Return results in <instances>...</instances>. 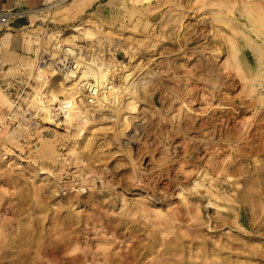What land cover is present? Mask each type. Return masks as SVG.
Listing matches in <instances>:
<instances>
[{"label":"rangeland","instance_id":"rangeland-1","mask_svg":"<svg viewBox=\"0 0 264 264\" xmlns=\"http://www.w3.org/2000/svg\"><path fill=\"white\" fill-rule=\"evenodd\" d=\"M172 1L141 4L142 19L112 0H57L32 17L47 24L28 30L41 44L74 29L87 52L92 38L110 41L113 104L88 111L82 135L64 118L32 134L8 129L2 112L31 107L43 85L46 45L34 44L32 67L31 52L9 64V75L32 81L14 105L0 89V151L16 158L0 156V264H264V136L242 141L264 115L239 103L248 97L232 59L259 68L264 0ZM59 74L50 86L63 85ZM116 107L136 123L118 140Z\"/></svg>","mask_w":264,"mask_h":264},{"label":"bare ground","instance_id":"bare-ground-1","mask_svg":"<svg viewBox=\"0 0 264 264\" xmlns=\"http://www.w3.org/2000/svg\"><path fill=\"white\" fill-rule=\"evenodd\" d=\"M80 1L84 2L85 0H80ZM87 1H89V4L87 6H90L92 4V0H87ZM117 1H119V5L115 4ZM184 1H186V0H184ZM191 1H194V0H188V2H191ZM112 2L113 3H111V4H113L115 7L118 6L120 12L123 13V14H121V15H123V17L124 16H129V18L132 19V18L138 16L140 19H142L143 15L141 14V12L139 10V6H141V4H151L152 0H143V2H141L140 0H114V1L112 0ZM182 2L183 1H181L180 3H182ZM157 3H160V4H171V5L174 4V2L172 0H157ZM82 4L80 6H82ZM84 6L85 5L83 4L82 7H84ZM89 20L92 21V22L94 21V19H88L87 21H89ZM193 21H194V19H193ZM254 21L257 22V20H254ZM197 22H201V21H197ZM147 23H148V21H147ZM252 24H253V22H252ZM259 24L264 26V21H261ZM255 26H257V25H255ZM259 28H262V27H259ZM78 31H79V28H78ZM238 31H239V29H238ZM242 33H244V31H242ZM24 35H25V40H26L27 51L32 53V56L31 57L29 56V58L31 60L28 61L27 63H25V65L27 67H29V66L32 67V61L36 60V56L38 57L39 49L38 48H34V44H37V46H38V44H40V45L44 46V48H45V45H46V49H45V51H43L44 53L42 55V58H41V61H40V66L38 68L39 70H37L36 75H35V79H36L37 84L43 83V85H42V87H40L39 90L36 89L34 99L31 101L32 102L31 107L34 108L37 111H41V113H44V117H42L41 123L49 124V123L55 122L56 120H59V118H64V120H65L64 123H66V122L75 123V126H76L75 129L77 130L76 132H78L79 135H82L84 127L88 123V116H89L88 111L89 112L94 111L97 108V106H98L97 105L95 109H90V110H87V111L85 110V112L83 111L84 105H85V100H84V96H83L82 91L85 90V93H86V85H87V83H90V81H93V86L96 89L95 91H96V94H97V100L99 102H102L103 104H107V105H112L113 104V101H111V99H112L111 97H110L111 99H107L106 98V95L109 96L110 93L107 94L108 92L105 91V89H107V87H108L107 85H109V84H107L108 81L106 82V77H108L109 71L112 68H114L113 66H115L114 63H113V60H114V58H112L113 56L111 57L108 54V52L110 51V48H109L110 41H106V43H104V42H100V41L96 40V38H92L93 41L90 40V41L87 42L88 44H90L89 46H90L91 49H89L88 52H85L86 53L85 54V53H80L78 51L76 52V48H78V47L83 48L84 47L82 45H75L80 40V35L77 33V29L72 30V33L67 35V36H63V35H61L59 33H55V32L53 33L52 32V33L48 34V38L45 40V44L44 43L41 44L42 41H40L39 36L38 35H33V32H27ZM245 35H247L246 37L249 40V43L252 45L253 41H251V40H253V39L250 37L249 34H245ZM253 35H255V34L253 33ZM257 36L258 35H256V37ZM261 39H262V41H261L262 43H260V44L256 43V45H255V42H253L254 45H252V47L254 48V50H255V52L258 55L259 60H260V64L258 65L259 68L256 69L254 72H251V70H249L247 72L246 69L244 68L243 63L240 60H238L237 58H234V57L232 58L233 61L237 64L238 73L240 75H242V76L238 75L239 78L237 77L238 79H240L239 81H241V83H242L241 84V86H242V88H241L242 90L241 91L246 93V96L248 97L247 99L246 98L245 99L242 98L243 102L238 99L240 101L239 103H244V104H247L248 106L254 107L255 109H253V110H255V114L256 115H257L258 112H260L262 115H264V109H263V106H264V92L261 93V92H259V89H258L259 88L258 85H261V88L262 87L264 88V33H263V36H261ZM231 44H232L231 46L234 47V49H235L236 45L232 41H231ZM65 46H67V47L65 48ZM87 48H89V47H87ZM83 49H85V48H83ZM236 52L238 53V52H240V50L239 51L237 50ZM68 53H72V54L76 55L77 65L75 67H73V68H68L66 70H61V66L59 64L67 60L66 59L67 58L66 55ZM84 54H85V56H81V55H84ZM111 55H112V53H111ZM257 55H255V56H257ZM189 56H190V54H189ZM87 57L89 58V61H87ZM9 67L10 66H6V68L3 70L2 77L9 81L10 85L12 86V90L9 93H5V92L4 93L11 99V101L13 102V105H14L17 102L18 98L23 94L24 89L28 86V84L32 80L31 79L30 80L26 79L24 76L19 75V74L9 75V69H10ZM40 69H44V70H40ZM45 69L46 70L50 69V75L46 74L47 71L45 72ZM59 71L61 73H63L62 80L64 82L63 83L64 86L60 85V84H56L54 86H50L51 85V84H49L50 80H48V79H50V77H54L55 78V76L60 75ZM113 72H114V69H113ZM146 76H148V74ZM151 81L152 80H149V82H151ZM236 82H237V79H236ZM82 84H86L84 86L85 88H83V89L81 88ZM116 86H117V84H116ZM63 89H65V90H63ZM60 93H65V96L64 97H60L59 96ZM143 93H145V92L143 91ZM242 96L244 97V95H242ZM238 97H239V95H238ZM78 98H80V103L77 100ZM120 101H122V100H120ZM119 102H118V104H119ZM220 102H221V100H220ZM6 103H8V102H6ZM234 103H236L235 100H234ZM57 104L59 105L58 107L55 106ZM148 105H149V103H148ZM116 106H117V104H116ZM118 107H119V105H118ZM118 107L115 108V110L117 111L116 116L119 119V122H122V124L118 126V132L116 131L117 132V135H116L117 139L116 140L121 138V134H127L128 133L130 135L129 132L131 131V129L133 127L132 125L136 124V123H133L130 126L131 122H129L128 119L127 120L125 118L123 119V116L119 112ZM242 107H243V105H242ZM246 109H247V107H246ZM241 110L242 109H240L239 111H241ZM253 110H251V111H253ZM252 115H254V113ZM256 115L253 116V117H256ZM104 118H105V116H104ZM137 119H138V117L136 119H134V120H137ZM251 125H252V123H251ZM115 126L117 127V125H115ZM263 127H264V122H263L262 118H260V119L257 118L255 120V122L253 121V126H251V128H248V130H246L247 128L244 127V128H246L245 129L246 131L245 130H244L245 132L243 131L244 133H243V136H242V141L244 143H247V144L250 143V142H255V136L256 135L261 134V135L264 136V131L262 130ZM136 128H137V126H136ZM16 132L17 131L14 130L10 135L8 134L9 136H7V137H8L9 141L12 142V140H14L13 138H15V134H17ZM18 134H19V132H18ZM234 137H235V135H234ZM261 139H262V137H261ZM113 140H115V138ZM233 141L235 143V141H237V139H235ZM127 142H124V140H122V142H121L122 148L123 147L126 148L128 146ZM230 142H231V140H230ZM16 143H18V140H17ZM256 143H257V141H256ZM251 149H253V148H250V150ZM14 155L15 154H13L12 152H10L8 150H1L0 151V156L3 158V160H8V161L11 162V161L16 159ZM212 195H214V193H212ZM106 256H107V254H106ZM107 257H110V256L108 255ZM122 258H120V259H122ZM103 264H104V262H103ZM120 264H122V263H120ZM210 264H212V263L210 262Z\"/></svg>","mask_w":264,"mask_h":264},{"label":"built area","instance_id":"built-area-1","mask_svg":"<svg viewBox=\"0 0 264 264\" xmlns=\"http://www.w3.org/2000/svg\"><path fill=\"white\" fill-rule=\"evenodd\" d=\"M23 13L22 10L18 9H2L0 10V40H2L1 33L7 29V26L9 22L20 16ZM67 46H65L66 48ZM80 53H85L87 50L83 48H76V52ZM86 54V53H85ZM81 55V56H85ZM88 55V54H87ZM67 60L60 63L59 65L61 66V70H66L68 68H73L77 65L76 61V55L72 53H68L67 55ZM38 60V59H37ZM39 62V61H38ZM6 64L2 61L1 57V48H0V89L3 92H10L12 90V86H10V83L8 80L4 79L2 77V72L6 68ZM96 89L93 86V81H90V83H87L86 85V97H85V106L89 109H95L96 106L100 105L101 102L97 100V94H96ZM80 102V98H78ZM84 104V103H83ZM58 107L59 105H55ZM97 106V107H98ZM14 107H17L15 111L13 109L5 110L2 112L4 114V125L7 126L8 129L12 128L13 126H18L20 125L22 129L26 132H30L32 134L34 131L41 130L46 128L48 124L41 123L42 117H44V113H41V111H37L34 108L30 107L29 104H26V102H22V104ZM1 112V109H0ZM15 113L17 116L15 117ZM36 135L32 136L33 141H36Z\"/></svg>","mask_w":264,"mask_h":264},{"label":"crops","instance_id":"crops-1","mask_svg":"<svg viewBox=\"0 0 264 264\" xmlns=\"http://www.w3.org/2000/svg\"><path fill=\"white\" fill-rule=\"evenodd\" d=\"M57 0H0V10L2 9H18L23 13L12 19L7 29L1 33L0 40L1 57L4 64L16 63L22 56L29 54L26 47L24 34L30 32L28 30L35 26H43L46 23L38 22V18L32 20L36 12L40 8L51 7ZM47 25V24H46Z\"/></svg>","mask_w":264,"mask_h":264}]
</instances>
